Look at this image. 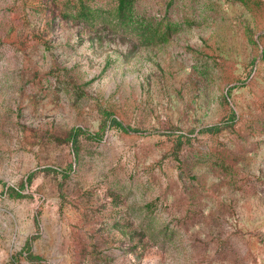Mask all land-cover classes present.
I'll use <instances>...</instances> for the list:
<instances>
[{"label":"rangeland","instance_id":"obj_1","mask_svg":"<svg viewBox=\"0 0 264 264\" xmlns=\"http://www.w3.org/2000/svg\"><path fill=\"white\" fill-rule=\"evenodd\" d=\"M0 264H264V0H0Z\"/></svg>","mask_w":264,"mask_h":264},{"label":"trees","instance_id":"obj_2","mask_svg":"<svg viewBox=\"0 0 264 264\" xmlns=\"http://www.w3.org/2000/svg\"><path fill=\"white\" fill-rule=\"evenodd\" d=\"M233 119V118H231ZM232 124V121H224V122H221L219 124H215V125H212V126H209V127H206V128H203L202 131L203 132H208V133H216V131H218L220 128L222 127H227V126H230ZM108 126L112 127V126H116L117 128L121 129L122 131L124 132H138V130L136 129H131L129 127H126L124 126L121 122H119L118 120L116 119H110L109 120V123H108ZM82 134H85V131L80 128V127H75L73 128L71 131H70V134H69V139L71 141V146H72V149L73 150H76L77 149V142H78V138L80 135ZM43 171H47V172H58L57 170H54V169H51V168H42V169H38L34 172H32L31 174H29L27 177V181L30 182L33 175L37 172H43ZM12 192V193H15V196L16 197H20V194L16 193L14 189H8L7 190V193ZM27 259L34 262V261H37L38 259L33 257L31 254H28L27 255Z\"/></svg>","mask_w":264,"mask_h":264}]
</instances>
